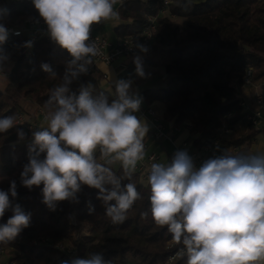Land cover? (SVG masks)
<instances>
[{
    "label": "clouds",
    "instance_id": "obj_1",
    "mask_svg": "<svg viewBox=\"0 0 264 264\" xmlns=\"http://www.w3.org/2000/svg\"><path fill=\"white\" fill-rule=\"evenodd\" d=\"M123 0H32L47 34L71 59L61 82L50 89L44 108L46 126L32 131L28 163L20 173V184L32 190L42 187V202L55 211L59 202L79 203L83 186L98 190L97 199L113 224L127 218L134 203L142 199L131 181L138 162L145 158L144 139L149 127L138 118L142 99L131 90V81L115 82V98L93 95L91 84L78 94L70 85L86 74L92 57L98 55L90 41L94 24L118 21L115 9ZM19 33H17L18 35ZM9 35L0 19V45ZM31 48L33 41L22 45ZM141 51H147L139 46ZM9 55L0 49V73L7 71ZM137 75L144 77L140 58L134 57ZM43 71L55 76L42 63ZM16 126L15 115L0 117V134ZM18 139L26 133L19 130ZM99 152V155H97ZM119 163L123 176L112 165ZM0 189V244L14 240L30 226L31 214L14 203L17 183ZM153 222L166 228L179 245L175 257L185 264H264V154L227 151L197 167L187 151H177L168 163L154 162L147 172ZM95 212L89 207V214ZM146 217L147 213H141ZM61 264H112L102 253H86Z\"/></svg>",
    "mask_w": 264,
    "mask_h": 264
},
{
    "label": "trees",
    "instance_id": "obj_2",
    "mask_svg": "<svg viewBox=\"0 0 264 264\" xmlns=\"http://www.w3.org/2000/svg\"><path fill=\"white\" fill-rule=\"evenodd\" d=\"M164 8L182 17V26L167 16H157ZM118 11L120 22L113 27L117 38L140 30L147 15L157 16L154 42L143 56H137L141 64L163 66L166 77L163 85L142 90L146 102L163 103L164 116L171 118L174 125L190 123L191 133L197 134L196 145L215 131L223 114L230 110L233 115L228 123L236 128L222 143L241 146L252 140L257 129L241 112L234 84L243 82L246 67L251 68L253 81L264 77V0H123ZM26 18H40L32 2L0 0V19L6 25L16 26ZM21 48V38L10 33L0 45L12 62L8 81L0 89V117H16L21 111V98H30L44 108L50 89L61 82L66 61L71 59L67 50L50 37L37 39L30 56H25ZM133 60L132 65L136 66ZM42 63L51 67L54 77L42 70ZM88 84L93 86V95L104 93L110 100L115 98L100 85L99 76L89 71L80 74L70 87L78 94L81 85ZM19 130L26 133L23 141L18 139ZM31 140L18 124L0 134V189L7 190L9 182L15 180L18 195L14 203L31 214L30 226L4 244L18 252L10 258L15 259V264H61L70 260L54 245L70 238L67 223L72 212L88 225L87 236L77 244L80 257L102 253L112 264H185L184 259H174L179 245L172 241L171 234L154 224L150 188L137 171L131 181L124 178L122 183H135L142 199L134 203L121 224L111 222L97 199L98 190L87 186L78 194L79 203L63 201L55 211L49 210L42 202L43 185L29 190L20 184ZM111 167L117 176H123L121 166ZM90 206L95 208L93 214H89ZM141 213L147 216L142 217ZM11 215L6 212L0 223ZM42 238L44 241H40Z\"/></svg>",
    "mask_w": 264,
    "mask_h": 264
},
{
    "label": "built area",
    "instance_id": "obj_3",
    "mask_svg": "<svg viewBox=\"0 0 264 264\" xmlns=\"http://www.w3.org/2000/svg\"><path fill=\"white\" fill-rule=\"evenodd\" d=\"M32 2V0H26ZM118 3L115 9L118 11ZM163 10L158 12L161 13ZM153 15H147L146 24L138 31L124 35L122 37L110 40L106 36L100 35L94 31V28L98 24H94L90 32V41H95L99 49L98 55L92 57V63L88 66V71L93 72L97 63H104L110 65L115 60L122 57H135L142 51L139 46H143L145 49L149 48L154 42V34L156 29V17ZM104 22V21H103ZM102 23V22H101ZM10 34L19 36L21 38V51L24 55L30 56L32 52V47L24 48L22 45L26 41L34 42L41 37H49L47 34L46 25L41 18H26L23 20L20 26L6 25ZM17 33H19L17 35ZM122 67L127 69L128 66L122 64ZM128 76L133 74L132 69H128ZM254 81L251 79V68H245V75L243 82L241 84H234L235 95L238 97L245 92V89L251 87V98L250 102L238 97V106L241 112L245 114L246 120L250 123L252 127H257L263 118L264 103L263 96L260 91L255 90ZM145 113H147L152 121V135L156 139H167L173 141L174 135L180 130L179 125H172V131L168 133L165 129V123L163 117L161 116L159 110L148 105L145 107ZM233 115V110H230L223 114L221 117L220 125L215 129V131L199 140L196 145L193 140L182 139L177 144V149L179 151H187V153L193 158L194 163H202L206 159L212 158L214 156L220 155L225 152V145L222 143L223 139L230 136L236 126H232L228 123V119ZM186 129L191 133L190 123H183ZM22 125L24 128L32 131L35 123L26 122ZM195 139V138H194ZM231 148L236 149L237 146H231ZM157 158L155 153H150L147 156L148 163H151ZM145 165L142 163L137 164L136 171L140 174V177L146 178L147 173L145 172ZM175 256V254H174ZM173 256L169 257L171 260ZM8 264H13L12 262Z\"/></svg>",
    "mask_w": 264,
    "mask_h": 264
},
{
    "label": "crops",
    "instance_id": "obj_4",
    "mask_svg": "<svg viewBox=\"0 0 264 264\" xmlns=\"http://www.w3.org/2000/svg\"><path fill=\"white\" fill-rule=\"evenodd\" d=\"M120 22V19L116 21L113 25L112 28ZM104 23V22H102ZM102 23L98 24L95 26L94 31L100 35H104V28ZM113 32V30H112ZM114 39L117 37L112 34ZM107 37V36H106ZM108 38V37H107ZM145 53H142L138 56H143ZM134 57H122L114 62H112L110 65L104 64V63H97L95 66L94 71L92 72L94 75L99 76V83L100 85L109 90L115 97V89L114 85L117 80L124 79V80H130L131 83V90L137 94L141 99V107L135 115L144 120L148 127L149 131L147 133V136L144 139V145H145V158L138 162L142 163L145 166V172H148V169L150 168V165L154 162H159V163H168L171 161L174 153L179 151L177 149V144L179 143L180 140L182 139H187V140H193L197 136V134L190 133L184 124H180L179 126L181 127L178 132L175 133L173 141H169L165 138L163 139H156L152 135V121L150 116L145 113V107L150 105L153 108L159 110L161 116L163 117V121L166 126V131L170 133L172 131V125H173V120L171 118H167L164 116V106L163 103H161L158 100H154L151 102H146L145 99L142 96V90L144 89H154L157 88L161 85L164 84V80L166 77L165 71L163 66H153V65H147V64H141L142 69L144 72V77H141L137 75L136 73V66L132 65V59ZM122 64H125L128 66L127 69L122 67ZM134 69L133 74L131 76H128V69ZM254 88L255 90H258L261 92L263 96V103H264V77L260 78L258 80L254 81ZM251 87H248L245 89V92L242 95H239L238 97H242V99H245L246 101H251ZM21 105L24 107V109L27 111V113H30V117L32 120L35 121V126L37 130L40 128L46 126L44 123V114L41 113L39 110L40 107L32 104L27 101H21ZM264 106V105H263ZM28 107H31L33 111H30ZM163 108V109H162ZM257 129V133L255 136L252 138V140L248 143H244L241 146H237L236 149L231 148V146H225V151H227L229 154H239L240 153V148L243 149V153H253V154H264V111H263V118L260 121L259 125L257 127H254ZM234 146V145H232ZM236 146V145H235ZM150 153H155L157 155V158L152 161L151 163H148L147 161V156ZM201 163H195L197 167L200 166ZM115 166H121L119 163L114 164ZM141 181L143 183H147V177L143 178L140 177Z\"/></svg>",
    "mask_w": 264,
    "mask_h": 264
},
{
    "label": "rangeland",
    "instance_id": "obj_5",
    "mask_svg": "<svg viewBox=\"0 0 264 264\" xmlns=\"http://www.w3.org/2000/svg\"><path fill=\"white\" fill-rule=\"evenodd\" d=\"M162 10L163 11L161 13H159V17L167 16L173 22L182 26V23H183L182 17H178V16H175L174 14H170L167 8H164ZM23 20H21L16 26H20L22 24ZM115 22L116 21H104V23H102L103 28H104V33H105L104 35H106L110 40H114V37L112 36V34H113L112 25ZM142 53H145V52L142 51L140 54H142ZM11 67H12V62L9 61L7 64V71L4 73H0V89H3L5 84L7 83L8 73H9ZM132 70H134V69L132 68ZM23 100L30 102L32 104H35V105H37V104L35 102H33L30 98H21L19 100V104L21 106V111H19L17 116H16V124H18L25 131H27L29 138H32V131L37 130V128H36V126H33V130L30 131V130L23 127L22 122L26 123L29 121V122L35 123V121L31 119L30 113L28 114L27 111L24 109V107L21 105V101H23ZM37 106H39V105H37ZM39 107H40L39 110L41 111V113H45V109L41 106H39ZM28 109L30 111H33V109H31V107H28ZM67 225H68V233L70 235V238L62 239V240L56 242L54 246L56 248H58L61 252L65 253L70 259H72L73 257H80V256H78V253H77V244L79 243L81 237L87 236L88 225L85 222L78 220L76 218L74 212H72L70 214ZM44 239L45 238H42V239H40V241H44ZM34 242L37 243L35 240H34ZM17 254H18V252L15 249H13L7 245L2 244L0 246V264H8L10 262L15 264V259H10V258H12L13 256H15Z\"/></svg>",
    "mask_w": 264,
    "mask_h": 264
}]
</instances>
